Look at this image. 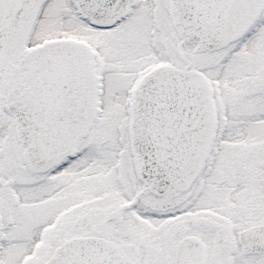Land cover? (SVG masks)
I'll list each match as a JSON object with an SVG mask.
<instances>
[{
    "label": "snow or ice",
    "instance_id": "obj_1",
    "mask_svg": "<svg viewBox=\"0 0 264 264\" xmlns=\"http://www.w3.org/2000/svg\"><path fill=\"white\" fill-rule=\"evenodd\" d=\"M0 264H264V0H0Z\"/></svg>",
    "mask_w": 264,
    "mask_h": 264
}]
</instances>
